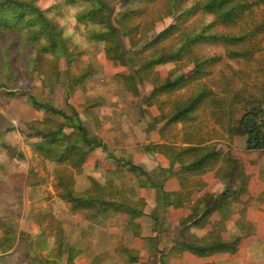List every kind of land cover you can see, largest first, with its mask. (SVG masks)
I'll use <instances>...</instances> for the list:
<instances>
[{
    "label": "trees",
    "instance_id": "obj_1",
    "mask_svg": "<svg viewBox=\"0 0 264 264\" xmlns=\"http://www.w3.org/2000/svg\"><path fill=\"white\" fill-rule=\"evenodd\" d=\"M48 1L49 7L43 8L37 0H0V12L9 11L13 20L8 26L0 25V36H19L21 46L33 50L29 62L23 55L9 61L0 57L1 89L16 90L25 81L32 86L40 84L46 87L58 83L61 63L72 65L74 59L73 51L59 46L67 40L65 34L69 32V26L67 23L61 25L58 18L68 13L77 18L80 31L87 34L88 42L109 61L127 66L121 50L106 48L107 45L119 44L121 35L130 41L133 51L143 47L139 60L132 62L135 71L118 74L124 86L137 95L142 81L141 70H153L187 59V70L176 76L164 77L157 84L154 95L179 92L176 93L175 112L163 111L162 122L158 124L159 133L164 137L174 124L184 123L193 139L185 142L189 145L185 148L150 144L137 150L152 155L160 153L166 158L167 163L158 162L157 174L109 150L106 142L91 134L80 107L68 93L63 108L29 90L18 93L45 116L25 125L32 137L44 142L38 150L43 158L56 165L71 163L80 174L90 168L105 173L104 181L89 178L91 193L78 190L72 177L59 180L61 192L58 196L72 205V212L85 213L94 239L98 240V231L111 218V213L130 217L147 215V202L131 196L126 187L117 185L123 179L139 189L150 191L153 201L157 202L149 215L153 221L152 235L145 237L140 232L136 235L149 242L151 251L159 255V264H167V253L159 248L162 226L166 211L178 208L182 199V196L174 198L168 189L171 176L177 174L187 185L190 184L187 176L196 170L202 173L216 171L218 178L225 183L234 180L236 158L225 149L209 154L201 144L213 139L221 142L224 129L235 130L239 115L247 136V150L264 151V0H116L123 6L116 25L110 19L107 0ZM17 30L23 33L18 35ZM102 54L99 59L103 58ZM92 67L98 66L94 63ZM87 69L70 86L72 96L75 87L86 79ZM4 93L15 95L14 92ZM82 108L99 124L94 114L89 113L85 106ZM209 110L224 111L226 126L213 132L204 130ZM8 147L0 141V179L22 170L19 164L24 155L18 151L11 153ZM234 165L235 169H229ZM238 176L245 183L243 174ZM190 207V213L182 220L184 227L178 242L183 253L199 261L217 258L222 253L238 258L245 248L242 247L244 239L250 237L229 239L225 234L222 221L215 220L224 209V203L211 196L202 204ZM129 223L134 225L132 221ZM0 227H6L1 220ZM208 227L213 229L202 234L198 232ZM64 235L61 234L54 252L50 253L46 247L41 254H35V259L40 264H76L85 250H76L73 243H65ZM28 246L34 250L33 239ZM121 252L129 261L147 264L140 254Z\"/></svg>",
    "mask_w": 264,
    "mask_h": 264
},
{
    "label": "rangeland",
    "instance_id": "obj_2",
    "mask_svg": "<svg viewBox=\"0 0 264 264\" xmlns=\"http://www.w3.org/2000/svg\"><path fill=\"white\" fill-rule=\"evenodd\" d=\"M56 1L50 0L51 3ZM37 2L43 8L49 7L50 4L48 0ZM107 3L110 19L116 25L120 19L122 3L116 0H107ZM257 13L260 14L261 10H257ZM76 19L69 13L58 18L61 25L67 23L69 26V32L65 34L67 40L59 46L73 51L74 59L72 65L68 62L61 63L58 71L60 77L56 85L32 86L25 81L20 83L16 90L0 88V141L9 146L11 153L18 151L24 155L19 164L22 170L0 179V220L6 225L0 227V264H40L35 259V254H41L46 247L50 253L54 252L62 233L65 234V243H73L76 250H85L76 264H142L140 261H129L121 250L140 254L147 260V264H159V255L151 251L149 242L139 239L136 235L140 232L148 237L153 233V221L149 215L156 208L157 202L153 201L151 192L139 189L123 179L117 182L119 187H126L125 190L131 196L147 202V215L130 217L124 214L114 216V213H111V218L107 219L98 231V240L94 239L85 213L72 212V205L58 196L61 192L59 180L65 181L72 177V182L78 190L91 193L89 178L104 181L105 173L90 168L80 174L71 163L56 165L43 158L38 150L44 146V142L32 137L25 125L40 121L45 116L18 96V93L29 90L60 108L65 106L68 93L70 99L80 107L91 134L106 142L109 150H114L128 160L143 165L152 174H157L158 162L167 163L166 158L160 153L152 155L137 150L150 144H172L176 148H185L189 146L185 145V142H191L193 139V136L188 135L189 130L184 123L174 124L165 132L164 137L159 133L158 124L162 122L163 111L175 112L176 93L179 92L154 95L157 84L164 77L176 76L187 70V59L153 70H141L142 81L139 83L140 93L137 95L124 86L118 74L135 71L132 62L139 60L138 55H141L143 47L133 51L130 41L122 35L119 44L107 45V49L121 50L125 54L127 66L118 65L107 60L88 42L87 34H82ZM12 21L9 11L0 12L1 26H8ZM17 33L21 35L23 32L17 30ZM48 37L47 33L46 38ZM32 54L31 48L21 46L19 36H0V57L3 61L23 55L29 62ZM100 54L103 58L99 59ZM94 63L98 66L95 69L92 67ZM86 67L90 71L86 70V79L75 87L72 96L70 86ZM4 92H14L15 95H7ZM83 106L99 119V124L89 117ZM206 118V131L213 132L223 125L226 126L225 112L222 110H209L206 112ZM240 118V115L237 116L233 132L228 128L224 129L221 142L213 139L201 144L208 149L209 154H216L218 150L225 149L231 153V157L236 158L233 182L221 181L216 171L190 172L187 176L190 179L189 185L183 183L177 174L171 176L168 189L174 198L182 196V199L178 208L172 207L165 213L159 248L167 253V264H264V151L247 150V136L240 124ZM235 165L229 169H235ZM240 173L243 174L245 183L241 182V177L238 176ZM211 196L215 200L220 199L225 205L215 220L222 221L229 239L247 235L250 237L244 239L242 247L245 248L238 258L222 253L217 258L199 261L184 254L178 247L180 232L184 227L182 220L190 213V206L202 204ZM130 221L134 223L133 226H130ZM211 229L213 228L199 229L198 232L202 234ZM31 239L34 240V250L28 246Z\"/></svg>",
    "mask_w": 264,
    "mask_h": 264
}]
</instances>
